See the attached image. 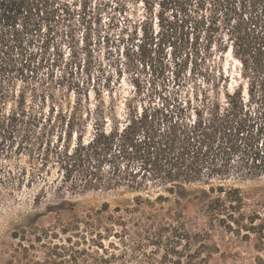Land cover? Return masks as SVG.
Masks as SVG:
<instances>
[{"label": "trees", "instance_id": "trees-1", "mask_svg": "<svg viewBox=\"0 0 264 264\" xmlns=\"http://www.w3.org/2000/svg\"><path fill=\"white\" fill-rule=\"evenodd\" d=\"M83 3L86 9L88 1ZM114 3L115 12H130V5H141L142 12H146L143 19L129 27L133 35L130 39L141 34L143 41L137 50L143 58L148 57L147 39L153 36L154 17L160 29L165 23L173 26L171 30L178 36L173 44L175 51H181L190 36L194 38L196 58L209 52L213 44L220 45L222 51L230 44L248 84L245 91L242 85L229 89L220 74L213 81L195 82L184 94L161 103L138 107L126 100L121 110L114 99L106 104L98 96L90 105L88 98L82 101L78 94L63 116L64 138L56 142L53 151L65 179L76 178L84 192H125L133 196L135 210L148 209L135 222L130 218L145 240L138 251L146 258L143 248L152 246L162 252L163 264H195L196 259L198 264H206L207 258H199V250L186 253L191 236L185 228V211L190 207L202 208L211 223L230 233H244L245 239L253 237L254 250L264 255V218L246 212L241 189L227 185L264 178V0ZM61 9L71 12L67 4L59 6L56 0H0L2 135L24 132L23 127L30 123L26 91L17 90V83L27 82L25 73L34 67L30 46L43 25L50 30L55 13ZM127 20L130 23L132 19L128 16ZM85 42L92 44L90 33ZM6 176H0V187L7 185L13 192L22 186L23 179L15 183L10 171ZM34 176L32 172L24 181L32 184ZM194 185L200 187L192 188ZM165 206V212H160ZM70 211L75 227L84 224L100 241L120 238L116 225H124V232L129 231L126 220L119 216V207L114 208L118 216L109 214V224L101 222L99 215L109 211L108 203L84 217L74 207ZM174 255L176 260H172ZM256 259L264 264V258ZM77 262V258L72 259L73 264ZM89 264L114 262L101 257Z\"/></svg>", "mask_w": 264, "mask_h": 264}, {"label": "rangeland", "instance_id": "rangeland-1", "mask_svg": "<svg viewBox=\"0 0 264 264\" xmlns=\"http://www.w3.org/2000/svg\"><path fill=\"white\" fill-rule=\"evenodd\" d=\"M56 1L59 6L67 4L71 12L58 10L50 30L43 25L30 46L34 67L25 73L27 82L17 83V90L26 91L30 123L23 127L24 132L12 136L0 133V176L4 178L10 171L15 183L23 179L22 186L13 192L7 185L0 187V264H73V258L77 264H89L101 257L114 264H163L162 252L152 246L143 248L152 263L138 251L145 240L132 221L143 217L146 209L135 210L132 195L122 191L84 192L76 178L65 179L53 152L56 142L64 138L63 116L78 94L82 101L88 98L90 105L98 96L106 104L114 99L121 110L126 100L138 107L161 103L184 94L195 82L213 81L220 74L229 89L242 85L245 91L248 78L231 54L230 44L226 51L213 44L209 52L196 58L190 36L189 43L175 51L178 36L172 32L173 26L165 23L160 29L154 17L153 36L147 39L148 57L143 58L137 50L143 41L141 34L130 39L133 35L129 29L131 23L145 17L141 5H130V12H115L116 0H87L86 9L84 0ZM88 33L91 45L85 42ZM32 172L33 182L27 184L24 180ZM227 185L241 189L246 212L264 218L263 177ZM104 203L109 204V211L98 214L103 224L111 222L107 220L109 214L118 216L114 208L122 210L119 216L126 220L129 231L124 232V225H116L120 238L100 241L84 224L75 227L70 208L84 217L100 210ZM165 209L159 211L164 213ZM185 212V228L191 236L187 254L199 250V258H207L206 264H258L257 256L264 258L254 250L253 237L245 239L244 233H230L211 223L200 207ZM198 262L196 259L195 264Z\"/></svg>", "mask_w": 264, "mask_h": 264}]
</instances>
